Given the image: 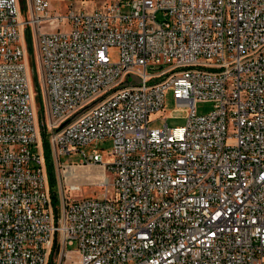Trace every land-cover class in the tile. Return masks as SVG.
I'll return each mask as SVG.
<instances>
[{"label": "built area", "instance_id": "obj_1", "mask_svg": "<svg viewBox=\"0 0 264 264\" xmlns=\"http://www.w3.org/2000/svg\"><path fill=\"white\" fill-rule=\"evenodd\" d=\"M63 1L0 0V264L69 246L78 264H264V0ZM167 92L186 123L151 128ZM89 165L111 182L67 200V169Z\"/></svg>", "mask_w": 264, "mask_h": 264}, {"label": "rangeland", "instance_id": "obj_2", "mask_svg": "<svg viewBox=\"0 0 264 264\" xmlns=\"http://www.w3.org/2000/svg\"><path fill=\"white\" fill-rule=\"evenodd\" d=\"M52 2L55 3V7L53 8L54 10L58 9L57 11L61 14H64L67 12L69 3L65 2L63 0H51ZM110 2V0H76L73 3V10L74 11H92L96 8H101L105 3ZM156 18L158 21H162L161 14L157 13ZM64 24L61 25H53L49 29L47 25V30H53L55 28H62ZM45 28V27H43ZM46 30V29H43ZM31 50L29 52H26V60H27V66L29 67V81H30V86H31V92L32 96L34 98V103L37 106L38 105V91H37V86L35 83V78L33 75V70L31 66ZM35 58V54H34ZM110 59L112 62L117 61L118 57L116 54V50L111 49L110 50ZM166 66L163 65L162 68H165ZM139 80L136 79L135 77H129L127 81L123 83V86H130V85H136L139 84ZM212 109V104L211 103H197L196 104V112L198 114H206ZM37 110V107H36ZM83 111H80L73 115L69 121L74 120L78 114L82 113ZM160 116V118H158ZM186 116H187V109L183 107L177 106L175 100L171 97L170 92H167L165 95V101H164V109L160 113H155L152 114L150 117V120L152 121L149 124V127L151 128H160L162 127L165 123L170 127H182L186 123ZM95 147L98 148L99 152L103 156V162L104 163H109L110 157H109V152L111 151V143L109 140H106L104 142H96ZM91 147H84L83 150L88 153L90 151ZM80 156L78 155H65L60 158L61 163L65 164H73V163H79L80 162ZM75 173L72 175H67L65 173V176L67 178V185H76L79 187L78 190L76 191H70L67 189L68 186H65L63 188V193L66 197L67 200H79L83 198H98L101 197L103 194V188H101L99 185H96L101 179L99 175L100 173H105L106 178L111 182V177L112 175L108 173L107 171L103 170V168L95 166V165H89L85 167L81 166H75ZM101 171V172H100ZM91 175L93 178H97L98 180L96 181L95 179L92 180ZM62 177H59L58 175L54 178H52L53 184L57 187V182L60 183L62 180ZM49 184H50V177H49ZM113 191L110 188L109 189V196H112ZM71 251V253L68 254L65 264H78V255L74 251L76 249L75 246L68 247Z\"/></svg>", "mask_w": 264, "mask_h": 264}, {"label": "bare ground", "instance_id": "obj_3", "mask_svg": "<svg viewBox=\"0 0 264 264\" xmlns=\"http://www.w3.org/2000/svg\"><path fill=\"white\" fill-rule=\"evenodd\" d=\"M31 95H32V92H31ZM32 105H33V108L36 109L37 106H36L35 103H34V98H33V96H32ZM75 168H76L75 166H72V167L68 168V169H67V172H66L67 175H72V174H74V173H75ZM100 172H101V171H100ZM99 177H100V178H103V179H105V180L107 179L105 173H103V172L100 173Z\"/></svg>", "mask_w": 264, "mask_h": 264}, {"label": "crops", "instance_id": "obj_4", "mask_svg": "<svg viewBox=\"0 0 264 264\" xmlns=\"http://www.w3.org/2000/svg\"><path fill=\"white\" fill-rule=\"evenodd\" d=\"M49 2H50V9H51V11L56 14L58 12L57 11L58 9H56V10L53 9L56 6L55 3L52 2L51 0H49Z\"/></svg>", "mask_w": 264, "mask_h": 264}, {"label": "trees", "instance_id": "obj_5", "mask_svg": "<svg viewBox=\"0 0 264 264\" xmlns=\"http://www.w3.org/2000/svg\"><path fill=\"white\" fill-rule=\"evenodd\" d=\"M45 156H46V159L49 157V152L47 151V147H46V150H45ZM51 175V173H50Z\"/></svg>", "mask_w": 264, "mask_h": 264}]
</instances>
